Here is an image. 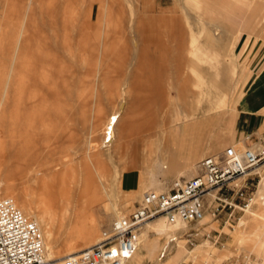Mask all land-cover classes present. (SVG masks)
<instances>
[{
  "label": "rangeland",
  "instance_id": "1",
  "mask_svg": "<svg viewBox=\"0 0 264 264\" xmlns=\"http://www.w3.org/2000/svg\"><path fill=\"white\" fill-rule=\"evenodd\" d=\"M257 1L263 12L259 16L260 25L258 28L255 25L257 29L250 34L244 31L238 42L240 25H234L233 11L237 8L238 12H248ZM204 2L207 7L203 8ZM29 4L31 18L27 20L23 54L27 72L33 73L34 80L22 84L25 88L32 87L34 92L30 99L24 97V104L30 103L34 115L29 132L33 141L29 155L34 159L30 158L29 165L21 169L15 165V156L26 150L18 151L11 143L16 104V95L12 94L17 85L13 77L10 79V73ZM247 40L245 53L240 56ZM261 54L264 55V0H0V146H5L0 147V157L2 154L4 160L1 170H7L3 178L9 181H0V198L13 197L21 207L19 198L23 196L33 202L34 210L39 209V217L44 215L48 221L54 218L51 222L56 251L74 245L82 250L93 245L115 218L135 209L145 191L156 190L155 187H160L159 191L169 190L175 180L197 175L196 164L205 156L228 145L242 148L241 140L214 146L223 133L227 137L233 134L234 126L223 128L222 121L235 97L244 91L253 68L262 59ZM6 89L9 93L5 97ZM180 91L188 109L199 107L198 113L208 120L210 131L206 138L200 136L195 140L190 136L193 157L190 164L195 167L192 171L179 161L187 154L184 147H179L176 154L166 149V144L175 139L176 130H182L181 122L174 123L172 119L174 109L186 108L185 102L178 99ZM124 98L138 107L157 108V112L151 117L152 122L142 113L139 122L154 124L155 129L154 125H148L151 135L131 137L129 142L131 146L137 145L136 150H128L121 158V154L111 156L105 148L100 149L102 137L94 138L97 140L92 143L89 135L96 107L98 113L108 115ZM217 131L219 134L215 135ZM118 134L122 136L123 130ZM99 169L106 170V180L97 184L95 199L77 202L85 187L84 170ZM57 171L71 176L67 183L71 198L68 215L61 213L62 204L66 207L68 203H52L55 213L42 199L44 187L38 179H49ZM245 178L238 181L243 196L237 193L238 187L227 190L230 202L239 205L244 196L256 197L264 183L263 179L252 182ZM137 187L142 188L140 197L130 200V191ZM44 203L46 207L42 206ZM77 203L81 209L78 217L74 214ZM256 205L254 202L250 209L264 214V206ZM232 209L227 206L217 220H211L208 213L201 223L181 222L178 228L161 237L152 257L144 259L141 235L146 231L148 242L156 241L158 235L148 224L166 220L159 216L142 229L135 257H141L142 264H165L179 252L168 264H223L238 255H251L253 264H264V219L254 221L247 210L236 207L226 224ZM31 217L36 219L34 215ZM84 233L94 235V243L82 240ZM43 235L46 245L44 232ZM174 236L178 239L170 241ZM166 245V256L159 260ZM137 261L132 258L127 264Z\"/></svg>",
  "mask_w": 264,
  "mask_h": 264
},
{
  "label": "built area",
  "instance_id": "2",
  "mask_svg": "<svg viewBox=\"0 0 264 264\" xmlns=\"http://www.w3.org/2000/svg\"><path fill=\"white\" fill-rule=\"evenodd\" d=\"M249 141L252 137H248ZM197 175L175 181L169 190H147L135 209L115 218L105 227L92 246L57 259L46 257L44 236L39 224L27 216L11 197L0 198V264H126L137 252L142 229L147 222L164 216L169 223L197 224L206 219H219L224 209L251 208L253 197L244 196L239 205L230 202L228 189L238 187L246 177L252 182L264 179V135L238 149L228 145L222 151L207 155L197 162ZM196 235H199L196 233ZM192 239V238H191ZM220 237H217V241ZM175 241V240H174ZM168 247L160 253L166 256ZM238 255L223 264H253L251 255Z\"/></svg>",
  "mask_w": 264,
  "mask_h": 264
},
{
  "label": "bare ground",
  "instance_id": "3",
  "mask_svg": "<svg viewBox=\"0 0 264 264\" xmlns=\"http://www.w3.org/2000/svg\"><path fill=\"white\" fill-rule=\"evenodd\" d=\"M205 6L207 7V4H205ZM30 12H31V5L29 4L27 6L25 14H24L23 24H22L23 27L20 30L21 33L18 35V43H17V45L15 47L16 48V52L14 51V55L15 56L13 57L12 69H11V73H10V79L13 77L14 78L13 80L15 81V85H17L15 93L13 92V94H12V96L16 95V99H15L16 100V104H15L14 118H13L14 131H12L14 135H13V140H12L13 142H11V143L15 144V147H16V149L18 151H20L22 149L26 150L24 152L21 151L22 153H19L17 156H15V160H14L15 165L17 167L21 168V169H22L23 165L24 166L29 165V162H31V160H32L30 158L33 157L31 154L29 155L30 147H31L32 142H33L32 139H31V136H29V132H30V129L32 128V122L34 120V115H33V112H32V108H30V103H27L28 106H26L24 104L25 103L24 97L26 96L28 99H30L31 96L34 95V92H33L32 87L31 88L30 87L25 88L24 84H22L24 81H30V80H31V83H33V80H34L33 79V75H32L33 73L29 74L27 72L28 71L27 70L28 67L26 66V63L24 62L25 59H24V54H23L24 53L23 46H26V43L24 42V37H26L25 36V29L27 27V22H29V21H27L28 18H31L29 16ZM17 46H18V48H17ZM33 66L34 65H32V67ZM59 66H61V65H59ZM62 70H63V68H62ZM48 73H49V70H48ZM59 73H57V74H59ZM50 74H52V73H50ZM45 77L47 78V76H45ZM12 84H13V82H12ZM182 86H184V85H182ZM7 87H9V81H8ZM9 88H7V89L9 90ZM7 89L5 90V97L8 96L7 95V92H8ZM13 89H15V86L13 87ZM3 94H4V92H3ZM178 96H179L178 99L180 101L185 102L184 93H182V95L180 94ZM14 97H13V100H14ZM166 99H168V97ZM204 99H206V98L204 97ZM193 100H195V99H193ZM196 101H198V100H196ZM3 102H5V101H3ZM12 103H14V102H12ZM1 104H2V102H1ZM96 104H98V103H96ZM9 106L12 107L11 105H9ZM199 106H201V105H199ZM185 107L186 108L184 110H180L179 111L178 109H176V110L174 109L172 111L173 122L174 123L181 122V124H182L181 125V129L182 130H180L179 132L176 130L177 133H175V136H176L175 139L172 140V142L170 144H166V146H167L166 149H168L169 153L172 152L173 154L174 153L176 154V151H177V149L179 147H184L185 150L187 151V154L183 157L182 160H179V161H181V163H183V164H187L186 165L187 168L190 171H192L195 167H191V164H190L192 162V159H193V157L191 155L192 154V144L190 143V136L193 135L195 140L198 139V137H200V136L204 137L205 132H207V128H208V126H207L208 120L205 121V119H202L203 117L200 116V112L198 113V108L199 107L198 108H196V107H194V108L191 107L190 108L189 107V109H188V107L186 106V102H185ZM6 109H8V107ZM98 110H99L98 107H96L95 114H94V120H93L94 121V125H93V128H92V132L90 131L91 135H89V137H91V142L93 143V140H97V139H94L96 137L97 138L102 137L103 138V144L101 145L100 149L102 150L103 148H105L106 149L105 152H109V155H111V156H115V155L121 154L122 155V156H120L121 158L125 155L126 152H128V150H130V151H135L136 150L137 145L135 146L134 143H132V146H131V143L129 142L131 137H135V136L136 137H143V135H147V136L151 135V134H149L151 126H148V125H154V124H147L146 125L145 123L142 124L143 122L140 123L141 122L140 118L142 116V113H145L144 115L145 116L147 115L149 117V119L151 120V122H152V118H154L153 114L155 115L156 112H157V108H153L151 106L138 107L135 103L132 104L130 101H128L125 98L122 99L119 102L117 107L112 108L108 115H106L105 113L104 114L98 113ZM6 112L7 111H5L4 113H6ZM205 112H206V110H205ZM206 114H203V116L206 115ZM6 115L8 116L7 113H6ZM3 117L6 118V116H4V115H3ZM7 119H8V117H7ZM149 119H148V121L150 122ZM4 120L5 119L3 118L2 122ZM13 127H12V129H13ZM121 129L123 130V135L122 136L118 134V131H120ZM153 129H155V125H154ZM174 129H175V127H174ZM169 131H171V130H169ZM171 132H173V131H171ZM166 133H169V132H166ZM120 136L122 137V140H121ZM2 145L0 146L1 148L5 147V146H2ZM94 146L97 147L96 145H94ZM23 153H25V156L23 155ZM4 156H5V154H4ZM2 157H3V155L1 154V157H0V181L3 179L2 181L9 182L7 179L6 180L4 179L5 178V174L4 173L7 172V170H1V169H3V165H4L3 164L4 160H2ZM33 159H34V157H33ZM133 159H134V157H133ZM132 161L134 162V160H132ZM129 162L133 163L130 160H129ZM135 163H136V161H135ZM15 165H13V163H12V166H15ZM133 167H131V168H133ZM37 168H36V170H37ZM84 171H85L84 172V176H83L84 180L83 179H81V180H83V184H85V187L78 194L77 202H79L80 200H82V201L94 200L95 197H96L95 192L98 190L97 184L99 182L103 183L106 180V170H100L99 169V170H84ZM70 177L71 176L67 172L57 171L54 174H52L49 179H41V178L38 179V182L44 187V189H43L44 190V192H43L44 195L42 193V196L44 198H42V199H43V201H46V203H49L51 205V210H53L52 203H54V202L68 203V202L71 201V198L68 195V193H69L68 190L69 189H68V185H67L68 180L71 179ZM75 178H76V176H74V179ZM179 180H181V179H179ZM179 180H175V181H179ZM155 189L156 190H153V191L161 192V191H159L160 187H155ZM141 190H142V188H140V187H137V188H134L133 190H131L130 194L128 196V197H130V200L134 201L136 198L140 197L139 195L141 194L140 193ZM162 191H165V190H162ZM11 198H13V197H11ZM19 200H20L21 207L18 205V203L14 199L16 204L23 211H25V212L30 214L29 217H31L32 215H34L36 217V219H34V218L33 219L38 222L41 231H43L45 233V235H46V239L47 240H46L45 248H46V257L48 259L62 258L64 256H68V255H71V254H74V253H78V252L81 251L78 248H76L77 247L76 245L70 246L69 248H66V249L58 248L59 250L56 251L53 248L54 234H53V229H52V224L53 223L51 222L54 218L52 220L48 221L46 218H44V215L42 217L41 216L39 217V215H38V213H40V212H38L39 209L38 210H34L32 201L27 200L23 196H21L19 198ZM254 202L257 203L256 206H258V207L264 206V183H263L262 186H260L259 190L257 191L256 197H254V199H253V203ZM46 203H44V205H42V206L46 207L47 206ZM77 204L78 205H76V208L74 209V214H75V216L77 215V217H78V215L81 212V209L79 207L80 204L79 203H77ZM49 207H47V208H49ZM246 210H247L248 213H250V216H251V218L254 221H257V220H260V219H264V214H259V212L257 210H252L250 208L246 209ZM35 211H36V213H35ZM69 211H71L70 210V204L68 203L66 207L65 206L63 207V204H62L61 213H63V215H68ZM54 212L56 213V211H54ZM52 217H54V215H52ZM179 225H181V222L169 223L167 220H162V219L156 221L153 224H148L149 228H152V230L156 231V234L158 235V237L156 238V241L154 243H150L146 239L147 238L146 237V234H147L146 231L144 233H142L141 239H142V243H143V249L146 252L144 259L151 258L152 255L159 248V244H160L159 240L161 239V237L166 235V234H169L170 231L175 230L176 228H178ZM81 232L83 233L84 231H81ZM91 233H88V234L84 233L82 235V240H84L88 244L92 243L94 241L95 236L92 235ZM93 236H94V238H93ZM99 239H100V237L97 239V241ZM177 239H178L177 236H174V237H172L170 239V241H174V240H177ZM44 243H45V238H44ZM258 243L259 242H257V244ZM84 246H85V244H84ZM90 246H92V244L86 246V248L90 247ZM165 247H168V245H166ZM48 248L51 250L50 258L48 257V252H47ZM180 252H183V250L180 251ZM136 255H137V252L128 261H130L132 258H136L138 260L137 264H142V260L143 259L141 260V257L140 258L139 257H135ZM179 255H180L179 252L176 253L175 257L174 258H170L167 261V263H165V264H168L169 262H173L176 259V257L179 256ZM159 260H162V259L159 258ZM128 261L126 262V264L128 263Z\"/></svg>",
  "mask_w": 264,
  "mask_h": 264
},
{
  "label": "crops",
  "instance_id": "4",
  "mask_svg": "<svg viewBox=\"0 0 264 264\" xmlns=\"http://www.w3.org/2000/svg\"><path fill=\"white\" fill-rule=\"evenodd\" d=\"M235 2H238V0H235ZM204 7L206 6L204 5L203 8ZM237 10L238 9L235 8L233 14L235 15L234 25L236 27L237 26L239 27L240 25V28L238 29V39H237V41L239 42L244 31H247L249 33L256 28L254 26L259 23V16H261L263 12H262V8H260L259 6V1L255 2V4L251 8H249L248 12L247 11L242 12V10L238 12L239 10L238 11ZM239 15H240V19H238ZM218 25H220L221 28L227 30L226 26L221 24ZM259 25L260 24L257 25V28L259 27ZM248 41L249 40L246 41L243 49L239 53L240 56H242L245 53V48L248 44ZM261 56L262 59L259 61L257 66L255 65L256 66L255 69L253 68L251 76L249 77V80L247 82V85L244 88V91L242 92L240 97H238V95H237L238 98L235 97V99L232 102L233 106L231 107L227 116L222 121L223 128L227 127L228 129L231 125L234 126L233 134L227 137L228 134L223 133L222 137H220V139L215 142L214 147L218 148V146L220 147V145L223 142L225 144L235 140H238V142L241 140L243 141V144H245L250 142L248 139L249 136L252 137V140H256L257 138L264 135V55L261 54ZM227 108H228V103L226 108H224V110ZM245 132L247 133V135L244 137ZM209 133L210 131L207 128V132H205L203 138H206ZM218 134L219 132L215 133V135ZM235 146L238 148L237 145ZM242 147H244V145Z\"/></svg>",
  "mask_w": 264,
  "mask_h": 264
}]
</instances>
